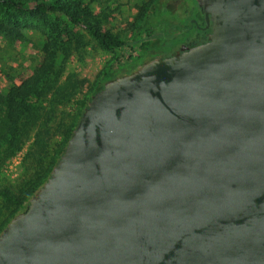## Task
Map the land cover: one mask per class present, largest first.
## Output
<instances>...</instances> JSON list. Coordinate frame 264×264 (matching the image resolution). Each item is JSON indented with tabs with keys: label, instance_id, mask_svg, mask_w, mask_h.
I'll use <instances>...</instances> for the list:
<instances>
[{
	"label": "water",
	"instance_id": "95a60500",
	"mask_svg": "<svg viewBox=\"0 0 264 264\" xmlns=\"http://www.w3.org/2000/svg\"><path fill=\"white\" fill-rule=\"evenodd\" d=\"M194 2L206 40L89 95L0 264H264V0Z\"/></svg>",
	"mask_w": 264,
	"mask_h": 264
},
{
	"label": "rangeland",
	"instance_id": "374dc122",
	"mask_svg": "<svg viewBox=\"0 0 264 264\" xmlns=\"http://www.w3.org/2000/svg\"><path fill=\"white\" fill-rule=\"evenodd\" d=\"M183 3L182 0H83L89 10L88 19L124 41L122 46L110 49L100 48L82 26L72 25L58 14L43 18L31 14L9 18L0 14V25L22 37V40H8L0 32V93H8L10 82L18 83L29 76L41 66L43 59L44 63L49 62V53L53 52L48 68L53 86L45 99H49L53 108L48 120L54 132L52 147L61 141L63 129L76 119L95 86L107 74L138 63L149 49L162 42V38L151 33L166 31ZM170 34L166 31L162 36L167 38ZM28 150L29 141L4 161L0 168V188L17 187L29 174L47 168L48 158L41 159L37 166L31 165ZM25 202L14 208L0 196V220L19 211Z\"/></svg>",
	"mask_w": 264,
	"mask_h": 264
},
{
	"label": "trees",
	"instance_id": "16d2710c",
	"mask_svg": "<svg viewBox=\"0 0 264 264\" xmlns=\"http://www.w3.org/2000/svg\"><path fill=\"white\" fill-rule=\"evenodd\" d=\"M187 4H194V0H186ZM0 14L9 18H17L31 14L39 18L47 14L63 16L69 23L82 26L88 35L102 49L118 48L124 44L117 35L101 30L88 19L89 10L83 5V0H0ZM144 22H148L146 19ZM0 32L8 40H22L20 34L12 29L0 25ZM166 31L153 32L152 36L163 39ZM53 52L49 53V62H41V66L33 69L32 73L21 79L18 83H9L8 93H0V168L6 159L13 156L29 141L28 155L31 153V165L37 166L41 159L48 158L47 168L41 173L34 171L17 187H1L0 196L8 203L18 208L26 201L33 190L47 177L52 165L62 151L66 140L76 124V119L63 129L59 143L51 146L54 135L48 120L53 113L46 94L53 86L48 77V68L53 61ZM109 73L104 79L114 76ZM101 87V82L93 91ZM43 96V97H42ZM36 161L37 163H35ZM15 213L11 212L6 218L0 220V229Z\"/></svg>",
	"mask_w": 264,
	"mask_h": 264
},
{
	"label": "flooded vegetation",
	"instance_id": "af4514ba",
	"mask_svg": "<svg viewBox=\"0 0 264 264\" xmlns=\"http://www.w3.org/2000/svg\"><path fill=\"white\" fill-rule=\"evenodd\" d=\"M182 1L184 2L183 6L173 14V20L165 29L167 32H171L170 36L149 49L147 56H166L180 50L181 46L199 44L206 40L207 33L210 31V22L204 28L206 23L202 10L196 6L195 2L188 5L186 0ZM136 70L137 62L116 72L115 75L119 74L122 79H127Z\"/></svg>",
	"mask_w": 264,
	"mask_h": 264
}]
</instances>
